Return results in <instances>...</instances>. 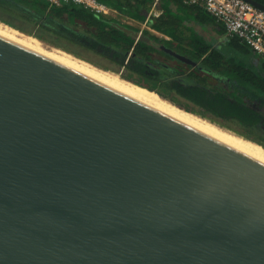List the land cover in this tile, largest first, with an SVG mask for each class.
Segmentation results:
<instances>
[{"label": "water", "instance_id": "water-1", "mask_svg": "<svg viewBox=\"0 0 264 264\" xmlns=\"http://www.w3.org/2000/svg\"><path fill=\"white\" fill-rule=\"evenodd\" d=\"M0 264H264V162L0 36Z\"/></svg>", "mask_w": 264, "mask_h": 264}, {"label": "trees", "instance_id": "trees-1", "mask_svg": "<svg viewBox=\"0 0 264 264\" xmlns=\"http://www.w3.org/2000/svg\"><path fill=\"white\" fill-rule=\"evenodd\" d=\"M98 1L121 17L108 18L74 3L56 6L45 0H0V22L264 148L263 57L241 38L228 35L204 8L184 0ZM257 1L264 5V0ZM155 4L161 15L153 16L148 26L168 39L144 30L150 42L137 41L118 27L139 32L122 18L144 23ZM192 21L219 28L226 41L214 47L187 27ZM160 46L196 62V67Z\"/></svg>", "mask_w": 264, "mask_h": 264}, {"label": "bare ground", "instance_id": "bare-ground-1", "mask_svg": "<svg viewBox=\"0 0 264 264\" xmlns=\"http://www.w3.org/2000/svg\"><path fill=\"white\" fill-rule=\"evenodd\" d=\"M0 36L5 37L11 41H14L22 46H25L33 51H36L50 59H53L63 65H66L82 74H85L115 90H118L130 97L139 100L149 106L162 111L163 113L170 115L177 120L190 125L209 136L221 140L225 144L236 148L239 151L247 153L259 161L264 162V148L245 140L237 135H234L224 129L209 123L208 121L201 119L198 116L192 115L182 109L171 104L169 101L162 99L155 92L149 91L143 87L129 83L120 77L99 69L85 61L69 55L66 52L56 49H48L44 43L38 41L28 34H24L17 29L0 22Z\"/></svg>", "mask_w": 264, "mask_h": 264}, {"label": "built area", "instance_id": "built-area-1", "mask_svg": "<svg viewBox=\"0 0 264 264\" xmlns=\"http://www.w3.org/2000/svg\"><path fill=\"white\" fill-rule=\"evenodd\" d=\"M45 1L56 6L63 3H74L102 16H108L113 11L98 0ZM184 2L187 5L204 8L207 13L224 25L228 35L241 38L264 58V10L256 7L249 0H184Z\"/></svg>", "mask_w": 264, "mask_h": 264}, {"label": "crops", "instance_id": "crops-1", "mask_svg": "<svg viewBox=\"0 0 264 264\" xmlns=\"http://www.w3.org/2000/svg\"><path fill=\"white\" fill-rule=\"evenodd\" d=\"M111 10H113L110 15L106 16L108 18H120L121 15L118 11H116L115 9L110 8ZM161 15L160 11L158 10L157 6H152L151 11L149 12V14L147 15V20L144 23H139L137 21L134 20H130L127 18H122V21L128 25H132L135 28H139L140 31L138 32L139 34H143L144 30H149L151 33H153L154 35H157L159 37H164L166 39H168V37H165L161 34H159L158 32L152 30L151 28H149L148 26V21H150V19L154 16L157 17ZM147 23V24H146ZM187 27H192L193 30H195V32L199 35H202L203 37H205L207 40L212 41L214 43V47L220 48L221 44L224 43L225 37L226 35H221L219 33V28L215 27V26H211V25H205V24H199L198 22H189L187 24ZM187 35H189V32H186ZM144 35V34H143ZM148 38V37H147ZM176 53V52H175ZM178 54V53H177ZM180 55V54H179ZM182 56V55H181ZM188 59V58H187ZM190 60V59H189ZM192 61V60H191ZM193 62V61H192ZM258 62V61H257ZM196 63V62H194ZM188 64V63H186ZM191 65V64H189ZM197 65V63H196ZM193 66V65H192ZM196 67V66H194Z\"/></svg>", "mask_w": 264, "mask_h": 264}, {"label": "rangeland", "instance_id": "rangeland-1", "mask_svg": "<svg viewBox=\"0 0 264 264\" xmlns=\"http://www.w3.org/2000/svg\"><path fill=\"white\" fill-rule=\"evenodd\" d=\"M46 47H49L48 49H53L52 47H50V46H48V45H46ZM216 125V124H215ZM218 126V125H217ZM219 127V126H218ZM224 129V128H223ZM229 131V130H228ZM231 133H233V132H231ZM234 134V133H233ZM238 136V135H237Z\"/></svg>", "mask_w": 264, "mask_h": 264}]
</instances>
